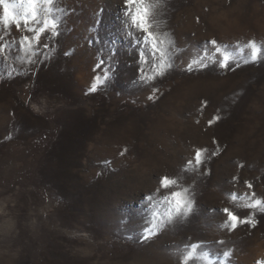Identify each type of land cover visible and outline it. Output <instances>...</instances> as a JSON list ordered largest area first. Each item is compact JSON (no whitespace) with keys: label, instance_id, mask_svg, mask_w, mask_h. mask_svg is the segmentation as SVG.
<instances>
[{"label":"rangeland","instance_id":"obj_1","mask_svg":"<svg viewBox=\"0 0 264 264\" xmlns=\"http://www.w3.org/2000/svg\"><path fill=\"white\" fill-rule=\"evenodd\" d=\"M141 7L155 54L135 42L143 36L123 0H40V26L56 29L31 49L21 40L33 33L5 28L0 6V264H180L189 253L187 264L264 261V0ZM200 61L205 70L186 71ZM197 148L217 152L202 170L186 164ZM164 176L177 181L170 191L187 189L189 217L168 219ZM224 208L255 226L226 232ZM153 223L158 234L140 239Z\"/></svg>","mask_w":264,"mask_h":264},{"label":"snow or ice","instance_id":"obj_2","mask_svg":"<svg viewBox=\"0 0 264 264\" xmlns=\"http://www.w3.org/2000/svg\"><path fill=\"white\" fill-rule=\"evenodd\" d=\"M40 2V0H18L17 3H14L12 5H9L7 0H0V6L3 8V15H2V21L5 26V28H8L10 26H14L16 31L19 32L21 28H23L27 33H33L31 37L28 35H24L21 40V47L26 43L28 44L29 48L31 49L33 47V41L35 42L36 47L38 48L41 46V36L45 32H54L56 29V24L48 19H44L42 22V26H40L41 22L37 15V4ZM43 3L45 5H50L51 0H43ZM145 3V0H123L124 4V10L125 15L130 18L131 20V27L135 28L139 31V33L143 36V39L140 38L136 40L135 42L137 45L140 46L143 44H149L152 54H155L158 48L157 41L155 39L154 33L151 31V26L148 22V9L141 7ZM20 9L21 12L18 14L17 12H14L12 9ZM49 9H45V11H48ZM35 25V26H31ZM159 43H163V41H159ZM209 43L212 46L217 45L216 40H211ZM42 47L47 50L49 48V45L47 43H44ZM247 47L251 49V59L252 61H256L258 58V52L259 49L257 48L256 44L252 41H249L247 44ZM3 50V46L0 45V51ZM216 52H220V48H215ZM37 53L33 52L32 55H36ZM161 58L163 57V52L160 53ZM229 57L225 55L223 59L219 62L220 69H227L230 67L229 64ZM30 62H32L30 60ZM144 63H147V55L146 52L141 48V50L138 52V70L142 69V65ZM201 64V68L194 69L193 63H189L187 66L186 71L192 72L193 70L203 71L208 66L203 64V61L199 62ZM100 65L97 64L96 67L98 68ZM171 67L170 65L168 66ZM164 64L163 60L161 59V70L156 73V76H163L165 75V72L163 70ZM108 79V73L107 70L103 72V76L101 75H93L92 82L89 84L88 91L89 93L95 92L99 89V87L102 85L103 81H106ZM149 79H155V77H149ZM149 100L153 99V96L148 97ZM219 117H214L212 120H209V126L212 125L213 120L218 121ZM215 144L216 141H213ZM206 153L209 157H215L217 155L216 151H212L211 153H208L207 149H201L197 148L195 150L194 156L191 159H188L186 161V164L188 166L193 165V162L195 163V167L197 170H202L203 166L208 162L206 159ZM125 153H121L123 156ZM204 175H211V168H208L207 170H204ZM177 181L174 179H170L167 176L159 178V184H158V191L160 190H167L169 191V194L167 196H162V199L164 202L169 204V211L167 213L168 219L171 220L173 218V215L175 216H183V217H189L191 213L194 211V205L193 202L190 201L185 197V193L187 192V189H184L183 192L181 191H170L171 187L176 185ZM247 187L251 188V184H247ZM152 195H148L145 197V200L151 201ZM260 200H255L253 204L250 205L251 209H255L259 204ZM223 215L226 217L225 221V231L226 232H235L239 227L248 225L251 227H254L255 224L253 223L252 219H249L247 216L241 217L237 213L231 211L229 208H224L222 210ZM155 215V214H153ZM156 225L153 223L152 228L145 227L143 229L142 235L140 239L142 240H150L153 236L157 235L158 233L153 231V228H155ZM217 243L223 244L224 241H217ZM191 247L196 248V244H192ZM223 257L228 258L230 257L229 251H223L222 253ZM191 258V253H189L187 256L184 257V259L180 262V264H187V261ZM256 264H264V261H256Z\"/></svg>","mask_w":264,"mask_h":264}]
</instances>
